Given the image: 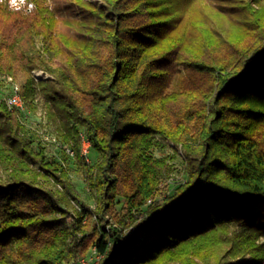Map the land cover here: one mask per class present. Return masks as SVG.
Returning <instances> with one entry per match:
<instances>
[{
    "label": "trees",
    "instance_id": "trees-1",
    "mask_svg": "<svg viewBox=\"0 0 264 264\" xmlns=\"http://www.w3.org/2000/svg\"><path fill=\"white\" fill-rule=\"evenodd\" d=\"M1 75L25 111L0 93V264L90 247L98 264H264V0H4ZM39 99L93 209L29 127ZM170 142L174 185L175 156L154 154Z\"/></svg>",
    "mask_w": 264,
    "mask_h": 264
},
{
    "label": "rangeland",
    "instance_id": "rangeland-1",
    "mask_svg": "<svg viewBox=\"0 0 264 264\" xmlns=\"http://www.w3.org/2000/svg\"><path fill=\"white\" fill-rule=\"evenodd\" d=\"M95 1V0H91ZM7 2V0H6ZM33 78H40V77H47L48 74H46L43 71L34 70L32 71ZM6 77H11L9 75H1L0 76V93L2 94L5 99L11 94V85L7 83ZM12 78V83L16 84L20 89V83L19 80L16 78ZM25 109V107H24ZM27 112V111H26ZM29 113V116L27 117L29 127L31 128V131L35 132L39 139L42 141V145L45 147V154L47 159H60L64 160L66 165L68 166L69 171V177L71 182L74 184L75 190L82 202L89 205L91 209L94 208V200L92 194L88 191L86 182L84 181V175L82 172L81 166L77 163V161L69 160L67 159L63 154L66 153L65 149L68 148L73 152V149L69 146L63 145L62 142L59 140V138L56 135V128L54 124H50L47 121V115H46V109L44 107L43 101L41 99L38 100L36 112H27ZM190 134H186L184 136L186 141L190 140L189 137ZM80 137V147L82 150V138H85L83 136V133L79 135ZM86 140V138H85ZM37 142V141H35ZM36 144H34L35 146ZM90 149V147H89ZM65 150V151H64ZM183 147L181 143H168L167 148L164 151H156L154 154L156 157H162V156H175V159L171 161L174 167V171L170 176V179L168 180V183L171 185H174V183L183 182L185 181V175H184V166H183ZM96 158L95 154H93L92 151L88 154V159ZM117 204L114 209V213H120L121 212V203L122 200L117 198ZM74 206L80 207V205L77 202H74ZM95 219V217H94ZM111 219V218H110ZM85 221V219L83 220ZM111 224V222H110ZM261 241H264V239H261ZM93 247H90L86 254L80 255L75 260L80 259L85 256H90L92 253ZM74 260V261H75ZM248 261V258L241 259L239 262L241 264H245ZM72 264V263H70Z\"/></svg>",
    "mask_w": 264,
    "mask_h": 264
},
{
    "label": "built area",
    "instance_id": "built-area-1",
    "mask_svg": "<svg viewBox=\"0 0 264 264\" xmlns=\"http://www.w3.org/2000/svg\"><path fill=\"white\" fill-rule=\"evenodd\" d=\"M46 78V77H44ZM6 81L8 84L11 85V94L5 99V102L7 106L11 109H19L20 111H25L24 109V103L23 100L20 96V89L16 84L12 83V78L11 77H6ZM82 150H81V155L85 158L86 161H88V154H89V147L90 143L89 141L85 138H82ZM66 154L69 156L73 155V152L66 148L65 149ZM101 256L96 252L95 248H93L92 253L90 256H85L80 259H77L72 262V264H98L99 259Z\"/></svg>",
    "mask_w": 264,
    "mask_h": 264
},
{
    "label": "clouds",
    "instance_id": "clouds-1",
    "mask_svg": "<svg viewBox=\"0 0 264 264\" xmlns=\"http://www.w3.org/2000/svg\"><path fill=\"white\" fill-rule=\"evenodd\" d=\"M26 0H7L8 6L12 10H20L21 6L24 5ZM4 0H0V4H3ZM34 6L32 4L28 5L29 11L33 8Z\"/></svg>",
    "mask_w": 264,
    "mask_h": 264
}]
</instances>
